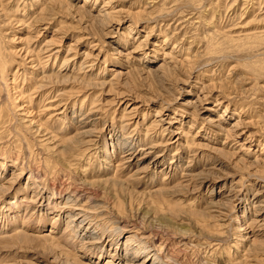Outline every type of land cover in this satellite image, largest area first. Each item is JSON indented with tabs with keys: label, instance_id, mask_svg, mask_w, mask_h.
I'll use <instances>...</instances> for the list:
<instances>
[{
	"label": "rangeland",
	"instance_id": "374dc122",
	"mask_svg": "<svg viewBox=\"0 0 264 264\" xmlns=\"http://www.w3.org/2000/svg\"><path fill=\"white\" fill-rule=\"evenodd\" d=\"M0 264H264V0H0Z\"/></svg>",
	"mask_w": 264,
	"mask_h": 264
}]
</instances>
